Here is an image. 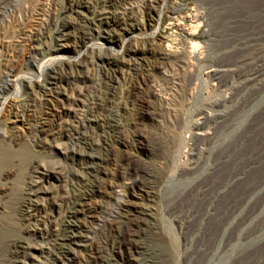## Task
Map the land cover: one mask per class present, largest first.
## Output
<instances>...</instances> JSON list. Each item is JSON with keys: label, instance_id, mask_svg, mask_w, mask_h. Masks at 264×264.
Here are the masks:
<instances>
[{"label": "rangeland", "instance_id": "1", "mask_svg": "<svg viewBox=\"0 0 264 264\" xmlns=\"http://www.w3.org/2000/svg\"><path fill=\"white\" fill-rule=\"evenodd\" d=\"M97 1L80 0V14L70 21L68 34L48 38L45 49L49 51L41 57L34 50L38 37L53 27L52 17L70 0H0V91L8 80L13 81L0 106V146L8 153L7 161L0 165V228L17 227L21 222L20 203L32 177L42 193H47L50 187L44 177L72 167L65 152L67 132L58 127L67 118L66 96L75 98L72 88L77 85L72 83L77 79L80 87L84 85L76 114L80 117L89 99L101 95L108 86L105 69L116 68L114 101L125 128L129 130L136 122L143 124L155 144L152 152H136L130 147L120 150L133 156L137 165H147L162 174L161 182L150 190L155 194L154 201L147 203L137 197L135 201L148 204L154 213L166 238L165 247L170 249V264H202L208 258L207 252L218 246L220 250L207 264H264V0H158L154 21L137 11H143L141 5L148 0H139L138 4H132L136 0ZM101 5L107 8L105 17L113 19L120 17L119 9L127 7L125 30L111 20L109 40L104 39L106 34L102 37L93 32L82 41L80 21L103 9ZM133 10L137 13L130 12ZM189 42L200 45L203 58L185 64L178 53ZM170 45L178 52L163 60L165 70L156 72L148 88H143L137 97H130L129 74L135 72L134 68L153 64L156 54L170 49ZM55 50L56 54H49ZM100 55L124 56L125 61L113 66L105 64L106 68L100 60L99 65L88 63L89 57L96 59ZM35 58L42 70L33 67ZM55 64L62 65L68 74L64 80H56L50 95H35L32 109L35 120L41 119L47 129L58 127L63 134L51 146L36 145L29 130L35 121L33 112L23 111L21 99L30 92L28 83L43 82L48 68ZM10 69L14 70V79L8 77ZM215 73L223 82L219 89L212 76ZM253 78L255 81L249 83ZM245 81L247 88L236 95ZM148 91H154L156 97L140 100ZM230 95L233 99L223 105L225 96ZM201 113L216 116V125L211 127L213 135L205 145L194 140L196 131L192 129ZM193 153H198L199 170L191 169ZM57 185L68 188L72 182L63 180ZM197 189L201 194L194 205L196 211L190 221H184L186 208L192 202L190 196ZM215 193L217 204L214 202L213 211L202 220ZM42 204L38 201L39 206ZM198 227L201 229L196 232ZM36 231L28 241L29 253L35 262H46L47 254L43 253L47 239L41 227ZM96 241L88 242V247L92 249Z\"/></svg>", "mask_w": 264, "mask_h": 264}, {"label": "bare ground", "instance_id": "2", "mask_svg": "<svg viewBox=\"0 0 264 264\" xmlns=\"http://www.w3.org/2000/svg\"><path fill=\"white\" fill-rule=\"evenodd\" d=\"M106 1L101 0L103 3H106ZM97 2H100V0ZM139 2V0H136L132 4H138ZM157 5L158 0H148L141 5L143 11L141 9L137 11L141 12L140 14L149 15L151 20L154 21V13L156 12ZM77 6H80V0H70V3L64 10L52 17L51 25L53 24V27L42 32L40 38L38 37V44L34 46L36 55L39 54L42 57V54H46V51H49L45 49L48 38L55 36L59 39L68 34L67 28L70 25V21L73 20L72 18H75V14H80ZM100 7L106 8L104 5ZM104 8L96 13L94 11L91 17H85V21H80L79 25L83 31L82 41L92 36L93 32H97L101 36L102 34H106L107 37H104V39L109 40L110 32L108 30L111 27V20H113L117 27L125 30L128 24L126 18L128 17L127 12L129 11H127V7L124 6L122 9H119L118 15L120 17H115L114 19L105 17L108 11L107 8L106 10ZM137 11L133 10L130 12L137 13ZM104 25H108V28L103 29L102 27ZM169 47L170 49L161 50L156 54L157 56L153 64L141 66L138 69L134 68L135 72L129 74L127 82H129L128 91L130 97H137L143 88H148L156 72L165 70L163 60L170 59L178 52L173 45ZM199 48L200 45L198 43L189 42L187 47L183 48L181 52L179 51L180 54L178 53L183 59L181 61L187 64L186 62L190 60H199L202 57V52L200 53ZM56 53L55 50L49 54L54 55ZM99 60L104 65V68H106V65L113 66L124 62L125 58L119 55L112 57L100 55L96 59L89 57L88 63L99 65ZM38 64V59L35 58L32 62L33 67L38 69ZM116 71V68L105 69L104 74L109 81L108 86L104 87L101 95L97 97L92 96L89 99V104L84 110L85 114L80 117L76 114L78 107H80L78 102L84 95V85L80 87L77 84V79L75 83H72L73 85H77L75 88H72L75 98L71 100L70 97L66 96V100L69 102L67 104L69 108L67 107L65 112L67 118L63 119L58 126L62 131L67 132L66 136H64L67 140L65 152L66 158L70 160L72 167L60 168L44 177L50 187V191L47 193H42V190L37 186L38 182L33 177L28 181L20 203L22 213L21 222L16 224L17 227L8 226L5 229L0 228V264H170L172 262L171 254L168 252L170 249H166L165 247L166 238L163 236L161 229L155 221L154 213L148 204H139L135 201L137 197L142 201H148L147 203L153 202L155 194L153 191L150 192V190H153L161 182L162 174L158 169H152L147 165H137L133 156L126 155L120 150V147H127V149L130 147L132 151L136 150V152L145 149L152 152L154 151L155 144L154 140L150 139L148 133L142 128L143 124L140 125L136 122V124L130 126L129 130L125 128L114 101V84L118 82ZM69 72L72 73L73 69L70 68ZM13 73L14 70H11L8 77L13 78L15 76V74L13 76ZM67 74L68 71L62 65L55 64V66L53 65L48 68L43 82L36 80L28 83L30 92L24 93L21 99L23 111L33 112L31 116L35 120V111L32 109L34 96L42 94L43 96L50 95L53 90L52 85H56V80H64V76ZM212 76L218 81L216 87L219 89L223 85L222 80H220V75L215 73ZM250 81L249 83H252L255 79L253 78ZM11 82L13 81L8 80L5 84L6 86L2 87L0 91V106L4 102L3 95L13 86ZM247 86L248 82L245 81L244 84L239 86L237 91L235 90L237 92L236 95L240 94ZM155 94L154 91H148L145 96L140 97V100H144L145 97L149 99L153 96L156 97ZM230 96H225L222 101L223 105L233 99ZM219 104L222 105L221 103ZM45 124L40 119L33 121L32 125H30L29 130L32 142L36 145L43 146L49 144L51 146L53 142L61 139L60 136L63 133L60 134L58 132V127L47 129L45 128ZM192 124V129L196 131L194 140L200 145H205V143L207 144L211 140L213 135L211 127L216 125V116L201 113ZM196 146L199 145L196 144ZM3 150L5 149L0 146V165L5 163L8 158V153H5ZM200 151L203 152L204 150L202 151L200 149ZM197 154L193 153L191 154L192 158L190 157V164L193 165L192 170L197 169L199 161ZM63 180L64 182L66 180L71 181L72 187L66 188L65 186L62 188L60 185H57ZM198 186L200 187L201 184ZM46 188L48 189V186ZM200 189L194 192L192 191L193 193L190 196L192 202L190 201V204L186 208L187 212L184 221H190L189 217L194 215L196 211H194V205L200 197ZM140 191L144 193H139ZM216 194L218 193H215L209 200V208L202 215V220L206 216L209 217V214L213 211L214 202L216 203L214 201L217 197ZM42 195L44 196L43 199ZM40 200L43 201L41 206L38 205V201ZM109 201H111L110 205H108ZM40 227L41 234L43 232V235L47 239V250L46 253H43L47 254V257L46 262L39 263L35 262V258L29 253L31 247L28 241ZM200 229L198 227L196 232ZM3 235L5 236L3 237ZM95 239H97L96 245L90 249L88 242H94ZM218 247H215L209 253L207 252L206 256L208 258L206 257V261L202 264H207L210 257L218 252ZM173 261H175L174 258Z\"/></svg>", "mask_w": 264, "mask_h": 264}]
</instances>
